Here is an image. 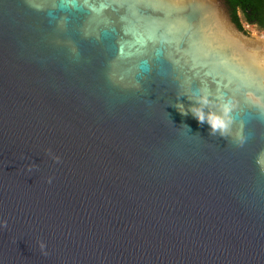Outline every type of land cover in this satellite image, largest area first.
<instances>
[{"label":"water","instance_id":"water-1","mask_svg":"<svg viewBox=\"0 0 264 264\" xmlns=\"http://www.w3.org/2000/svg\"><path fill=\"white\" fill-rule=\"evenodd\" d=\"M237 4L264 28V0H0V264H264V40ZM193 72L243 145L178 110Z\"/></svg>","mask_w":264,"mask_h":264},{"label":"clouds","instance_id":"clouds-1","mask_svg":"<svg viewBox=\"0 0 264 264\" xmlns=\"http://www.w3.org/2000/svg\"><path fill=\"white\" fill-rule=\"evenodd\" d=\"M157 50L161 49L157 48ZM157 50L155 51L156 53ZM163 54L162 51L161 54L156 55L161 56ZM219 64L232 71L228 60L221 59ZM197 80L200 82L199 86H196L195 81ZM214 84L215 82L211 81L210 77L202 76L195 72L186 76L179 85L183 91L178 93V100L180 101L178 110L185 115L190 112L199 123H206L210 127V134L215 135L218 133L221 137L232 136L240 145H243L247 138L243 135L242 129L236 131L233 129L234 117L232 113L238 108V99L226 96L222 92H215ZM182 97L188 100V107H185L180 100ZM250 99L257 104L264 102L255 96H250ZM56 159L60 160V157H56ZM257 163L261 168H264V154L258 158ZM49 183H51V179Z\"/></svg>","mask_w":264,"mask_h":264},{"label":"built area","instance_id":"built-area-1","mask_svg":"<svg viewBox=\"0 0 264 264\" xmlns=\"http://www.w3.org/2000/svg\"><path fill=\"white\" fill-rule=\"evenodd\" d=\"M242 29L247 33V34H253V35H258L260 38L264 40V31L257 28L253 24H248L246 21L242 20Z\"/></svg>","mask_w":264,"mask_h":264},{"label":"trees","instance_id":"trees-1","mask_svg":"<svg viewBox=\"0 0 264 264\" xmlns=\"http://www.w3.org/2000/svg\"><path fill=\"white\" fill-rule=\"evenodd\" d=\"M240 9H241V4H237L235 6V13H236L237 20H238L239 24L242 27V20L247 22V18L245 17L243 10H240ZM253 25H255L257 28H259V29L264 31V28L259 26L258 24L253 23Z\"/></svg>","mask_w":264,"mask_h":264},{"label":"snow or ice","instance_id":"snow-or-ice-1","mask_svg":"<svg viewBox=\"0 0 264 264\" xmlns=\"http://www.w3.org/2000/svg\"><path fill=\"white\" fill-rule=\"evenodd\" d=\"M140 43H141V45H142V44H143V41H141Z\"/></svg>","mask_w":264,"mask_h":264}]
</instances>
